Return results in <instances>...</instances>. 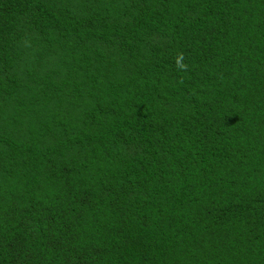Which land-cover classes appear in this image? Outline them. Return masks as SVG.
<instances>
[{
  "label": "trees",
  "instance_id": "trees-1",
  "mask_svg": "<svg viewBox=\"0 0 264 264\" xmlns=\"http://www.w3.org/2000/svg\"><path fill=\"white\" fill-rule=\"evenodd\" d=\"M0 264H264V0H0Z\"/></svg>",
  "mask_w": 264,
  "mask_h": 264
},
{
  "label": "clouds",
  "instance_id": "clouds-1",
  "mask_svg": "<svg viewBox=\"0 0 264 264\" xmlns=\"http://www.w3.org/2000/svg\"><path fill=\"white\" fill-rule=\"evenodd\" d=\"M184 59L185 58L183 52L177 53L174 63L178 71H186L188 69V65L184 62Z\"/></svg>",
  "mask_w": 264,
  "mask_h": 264
}]
</instances>
